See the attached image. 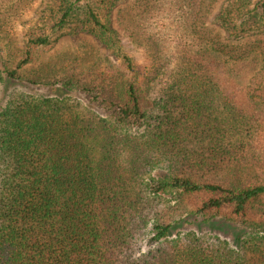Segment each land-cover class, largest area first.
Wrapping results in <instances>:
<instances>
[{"label":"trees","instance_id":"obj_1","mask_svg":"<svg viewBox=\"0 0 264 264\" xmlns=\"http://www.w3.org/2000/svg\"><path fill=\"white\" fill-rule=\"evenodd\" d=\"M120 1L52 0L22 38L0 13V86L26 89L0 98V264H264V94L238 86L264 62V0H229L205 42L179 38L165 52L159 38L140 65L119 37ZM68 29L114 61L43 63ZM75 88L115 116L63 93ZM221 108L225 130L206 118ZM198 218L242 232L232 243L177 233Z\"/></svg>","mask_w":264,"mask_h":264},{"label":"rangeland","instance_id":"obj_2","mask_svg":"<svg viewBox=\"0 0 264 264\" xmlns=\"http://www.w3.org/2000/svg\"><path fill=\"white\" fill-rule=\"evenodd\" d=\"M51 1H0V13H8L10 20L13 18L11 21L14 22L15 31L22 38L23 32L28 30L38 20L39 11L44 9ZM228 4L229 0H121L118 6L121 7L123 14L129 12V15L125 22L127 28L124 26L122 30L118 27L117 30L125 52L130 53L140 65L144 63L143 49L152 48L154 44L159 45V38L165 41L160 44V47L165 52L175 51L176 47L181 50L180 46H176L179 38H183L189 43L191 41L194 42L193 39L196 38H201L205 42L207 36L220 31L217 17ZM252 35L247 34L244 36L253 38ZM224 36H226L225 33ZM148 38H151L149 42L146 41ZM138 39L144 40L146 44L142 46ZM98 56L102 57L104 61L107 58L110 61L115 58L95 36L90 35L88 32H74L68 29L53 36V43L43 50L41 61L54 65V67H58L57 70L61 71L64 68L70 70L81 59H83V65L81 66L84 68L86 61ZM173 63H176V61ZM242 76L243 82H240L238 86L244 91L243 93H247L248 90H259L260 93L263 89L262 94H264V62L262 56L249 63L242 71ZM29 87L32 89L31 92L33 91L34 93L55 95L52 87L35 85H30ZM13 90L26 91L23 85L16 84L11 85L5 95L4 87L1 85L0 98L7 96ZM63 93L75 97L84 108L90 109L101 116L114 117L116 114L114 109H109L102 102L96 100L92 94L84 92L80 88L64 90ZM247 98L250 97L247 95ZM253 102H255V107L260 105L259 107L263 108L261 99H254ZM216 115H218L219 120L214 126L219 130L228 129L225 120L230 114L221 108L220 113L215 112V115H213V112H209L206 118L215 121ZM227 142L230 144L229 141ZM192 146L197 148L195 145ZM257 147L264 151V137L258 142ZM240 229L238 224L224 221L204 224V220L198 218L194 223H187L179 228L177 233L181 237L189 233H196L201 236L207 235L208 237L219 236L232 243L235 235L242 232ZM151 237L152 235L150 234L146 239L145 249H148L153 244Z\"/></svg>","mask_w":264,"mask_h":264}]
</instances>
